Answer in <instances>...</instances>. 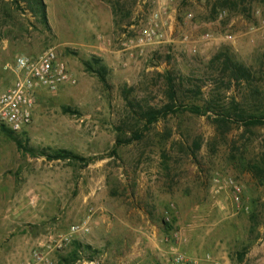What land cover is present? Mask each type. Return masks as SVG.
I'll return each mask as SVG.
<instances>
[{
    "label": "rangeland",
    "instance_id": "1",
    "mask_svg": "<svg viewBox=\"0 0 264 264\" xmlns=\"http://www.w3.org/2000/svg\"><path fill=\"white\" fill-rule=\"evenodd\" d=\"M159 1L165 42L140 50V0H43L46 23L0 0V90L48 47L76 79L40 93L20 146L0 128V264L81 221L54 264H264V125L241 120L264 106V0ZM60 148L88 163L41 154Z\"/></svg>",
    "mask_w": 264,
    "mask_h": 264
},
{
    "label": "built area",
    "instance_id": "2",
    "mask_svg": "<svg viewBox=\"0 0 264 264\" xmlns=\"http://www.w3.org/2000/svg\"><path fill=\"white\" fill-rule=\"evenodd\" d=\"M140 3L137 12L140 18L134 39L135 46L142 50L165 42V30L159 22L167 12V6L160 5L159 0H140ZM142 14L148 17L144 18ZM8 69L13 74V80L8 87L0 90V126L13 132L23 130L32 122L41 92L53 94L76 82L67 62L54 47H48L34 56L19 55ZM87 229L84 221L72 224L68 233L53 239L51 245L39 243L32 247L24 262L18 264H54L50 252L63 249L75 233Z\"/></svg>",
    "mask_w": 264,
    "mask_h": 264
},
{
    "label": "trees",
    "instance_id": "3",
    "mask_svg": "<svg viewBox=\"0 0 264 264\" xmlns=\"http://www.w3.org/2000/svg\"><path fill=\"white\" fill-rule=\"evenodd\" d=\"M18 0H14V2L17 3ZM246 0H228V3H233L235 7H238L239 5H242L245 3ZM31 9L33 12L40 13L41 19L44 23H46L45 19V4L43 0H31ZM214 17V16H212ZM226 58V63H227V68L233 73V75L236 77L238 75H243L247 70L243 68L240 65L233 64L231 62L232 60H228ZM87 66L91 69L92 66L87 64ZM97 74L99 78L104 81L105 80V67L101 66L99 70H97ZM169 83V88H172V80L170 79L168 81ZM173 95V91H172ZM171 95V97H172ZM213 106L210 105V103L207 104L205 111H210ZM191 110H193L195 113L201 112L200 108L197 106H192L190 107ZM64 111H68V108H64ZM174 111L173 106L171 104H166L162 109L159 110H152L148 115V119L146 120L148 124L155 122L158 120L159 117H166L168 113ZM214 111V110H213ZM214 113V112H213ZM221 116L222 115L221 113ZM242 122L249 126V125H264V106L262 109L259 110V112H253V113H245L243 116H241ZM1 130L5 132L7 135H9L11 138L15 140L18 146H20L19 140L13 135V132L9 130L8 128L4 126H0ZM135 136H138L135 134ZM140 136V135H139ZM134 138V136H133ZM139 138V137H137ZM119 142V141H118ZM195 147L198 148L199 144H195ZM41 154L45 156L47 159L52 160V159H80L84 161L86 164L88 163V160L86 158H83L77 154H75L72 150L66 149V148H60V149H52L51 152H46V150L42 149ZM263 166H264V158H263ZM242 254H240L241 258Z\"/></svg>",
    "mask_w": 264,
    "mask_h": 264
}]
</instances>
